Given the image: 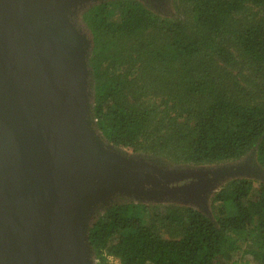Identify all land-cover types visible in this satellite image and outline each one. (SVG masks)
Returning a JSON list of instances; mask_svg holds the SVG:
<instances>
[{
	"label": "trees",
	"instance_id": "1",
	"mask_svg": "<svg viewBox=\"0 0 264 264\" xmlns=\"http://www.w3.org/2000/svg\"><path fill=\"white\" fill-rule=\"evenodd\" d=\"M172 5L170 16L140 0L76 7L96 133L167 166H211L150 190L198 188L250 153L264 172V0ZM87 237L99 264H264V173L228 179L210 211L114 194Z\"/></svg>",
	"mask_w": 264,
	"mask_h": 264
},
{
	"label": "water",
	"instance_id": "2",
	"mask_svg": "<svg viewBox=\"0 0 264 264\" xmlns=\"http://www.w3.org/2000/svg\"><path fill=\"white\" fill-rule=\"evenodd\" d=\"M70 1L0 0V264H90L91 214L114 194L139 200L141 192L196 193L206 184L150 190L195 173L168 175L87 145L79 119L83 64L54 13ZM90 1L98 0L73 8ZM91 123V143L113 148Z\"/></svg>",
	"mask_w": 264,
	"mask_h": 264
},
{
	"label": "rangeland",
	"instance_id": "3",
	"mask_svg": "<svg viewBox=\"0 0 264 264\" xmlns=\"http://www.w3.org/2000/svg\"><path fill=\"white\" fill-rule=\"evenodd\" d=\"M86 0H71L69 3H58L54 6V13L62 20L63 26L68 30V32L73 36L76 43L80 59L82 61V74L80 83V131L84 136V140L90 148L99 149L100 152L106 153L107 155L114 157L116 159H127L133 164H138L140 162L147 163L149 166L159 168L169 174H176L181 172L186 173H199L203 170L209 169L210 165H192V164H177L172 166H167L157 159H151L130 153L121 148H109L93 145L91 143V138L96 141V136L93 133L92 123L93 114L87 110V97L91 93V84L89 82L90 73L86 65V56L89 50L90 38L82 32L75 25L76 9L73 8L75 4L83 3ZM143 3L149 4V6L158 12H161L164 16H170L174 14V8L172 5V0H140ZM75 13V14H74ZM89 112V113H88ZM221 166H227V177L225 175L220 176L210 182H207L199 192H188V191H177L169 194H147V193H137L139 200L147 205H164L169 203H176L178 205L185 206H198L206 210L211 209V199L215 192L224 184L228 179L237 175L239 177H249L258 178L263 172L260 168L259 163L255 158L254 153H250L248 157H245L237 162L232 163H221ZM228 166L233 167V172L228 168ZM229 169V170H228ZM106 201L108 200L105 199ZM103 200L102 202H104ZM101 202V203H102ZM94 207V206H93ZM217 208L220 206L217 205ZM245 259V258H244ZM87 260L90 264H99L100 261L95 258L93 252H89L87 255ZM107 264H120L118 259L113 257H108Z\"/></svg>",
	"mask_w": 264,
	"mask_h": 264
}]
</instances>
